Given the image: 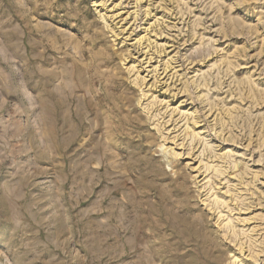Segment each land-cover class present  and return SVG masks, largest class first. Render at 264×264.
I'll list each match as a JSON object with an SVG mask.
<instances>
[{"label": "rangeland", "instance_id": "374dc122", "mask_svg": "<svg viewBox=\"0 0 264 264\" xmlns=\"http://www.w3.org/2000/svg\"><path fill=\"white\" fill-rule=\"evenodd\" d=\"M140 1L0 0V264H264V0Z\"/></svg>", "mask_w": 264, "mask_h": 264}, {"label": "bare ground", "instance_id": "6f19581e", "mask_svg": "<svg viewBox=\"0 0 264 264\" xmlns=\"http://www.w3.org/2000/svg\"><path fill=\"white\" fill-rule=\"evenodd\" d=\"M127 1H129L127 4L128 5H130V2H132V1H134V0H127ZM245 4L246 3H249L250 4V2H251V0H242ZM258 1V0H257ZM107 2V1H106ZM139 2H141L140 0H135V2H134V6H135V4H137V6L136 7H138V3ZM219 2V1H218ZM241 1H239V3H240ZM242 3V2H241ZM104 4V3H103ZM122 4V3H121ZM122 6H123V4H122ZM125 6H126V4H125ZM249 6V5H248ZM250 6H251V4H250ZM119 7V6H118ZM122 8V7H121ZM126 8H128V7H126ZM133 8V7H132ZM135 8V7H134ZM118 10V9H117ZM129 10V9H128ZM135 10H137V9H135ZM124 13V14H123ZM125 13H128V16L127 17H125L124 15H125ZM133 13H135L136 14V11L134 12H118V14L116 15V18H121L120 20H119V23L121 24H125V23H127L126 21L129 19V17L133 14ZM261 13V12H260ZM146 15V14H145ZM256 15V14H255ZM261 15V14H260ZM136 16V15H135ZM113 17H114V15H113ZM112 17V18H113ZM125 17V18H124ZM262 17V16H261ZM115 18V17H114ZM263 18V17H262ZM236 19L237 18H235V19H233V22H232V20H231V22H232V30L231 31H233V32H237V33H241V29L243 28V24L242 23H240L241 22V20L240 21H236ZM239 20V19H238ZM260 20H261V18H260ZM135 21H136V19H135ZM118 23V24H119ZM263 24H264V22H263ZM264 27V26H263ZM262 27V28H263ZM253 28V27H252ZM127 30V28H125V29H123V32H125ZM245 30V29H244ZM259 30V29H258ZM257 29L255 30V32H257L258 31ZM264 30V29H263ZM122 32V31H121ZM259 32V31H258ZM254 34V33H253ZM139 41V40H138ZM140 42H141V39H140ZM144 43V42H143ZM233 55V54H232ZM231 55V56H232ZM239 55V54H238ZM241 57V56H240ZM236 58V57H235ZM236 62V61H235ZM226 63V62H225ZM237 63V62H236ZM236 63H234V60L232 61L231 60V58L228 60V68H230L231 70H234V69H232V68H234V67H237L236 65L238 64H236ZM239 65V64H238ZM227 70H229V69H227ZM231 72V71H230ZM232 73H233V71H232ZM247 78V77H246ZM145 79V78H144ZM246 80V79H245ZM247 81H248V83H249V88H248V98L247 99H250V101H251V99H252V97H253V99H252V101H251V103H252V106H253V104L254 105H258V106H262V105H264V102H262V101H260L259 99H257L256 97V91H255V87L253 86V81H252V78L251 77H248L247 78ZM244 84V83H243ZM247 84V83H246ZM256 86V85H255ZM247 88V87H246ZM258 92V91H257ZM261 92V91H260ZM241 93H243V92H241ZM245 95H247V94H245ZM260 95V94H259ZM262 95H263V93H262ZM264 96V95H263ZM257 99V100H254V99ZM246 99V100H247ZM261 99V98H260ZM263 99V98H262ZM264 101V100H263ZM211 107L213 106V105H210ZM210 107V108H211ZM214 107V106H213ZM215 108V107H214ZM229 109V108H228ZM231 110H229V111H227L226 112V115L224 114V112L222 113V114H224V115H222V116H225V120L228 118L229 120H231L229 117H231V116H233L234 114V112H233V110H232V108H230ZM212 110H213V108H212ZM209 111H210V109H209ZM216 111V110H215ZM234 111H236V109L234 110ZM210 113V112H209ZM236 113V112H235ZM196 114V113H195ZM210 115V114H209ZM198 115L196 114L194 117V122H193V126L195 127V129H197L198 127V125L200 124V123H202L201 122V120H200V117H197ZM221 116V117H222ZM207 117H208V115H207ZM234 117V116H233ZM216 118V117H215ZM217 119H219V118H216L215 120H217ZM227 119V120H228ZM232 120H233V118H232ZM218 121V120H217ZM220 121V120H219ZM220 122H222V121H220ZM225 123L227 122V121H224ZM223 123H221V125H222ZM192 126V125H191ZM194 127H190V126H188L186 129H188L189 131L190 130H192V128H194ZM222 130V129H221ZM224 130V129H223ZM222 130V131H223ZM188 131V132H189ZM224 132V131H223ZM190 133V132H189ZM191 133L192 134H189V135H191V137L195 140L196 139V137H198V135H199V133L200 132H196L195 130H192L191 131ZM263 136V135H262ZM231 137V136H230ZM207 145V144H206ZM208 146V145H207ZM161 147H163V146H161ZM209 148H211L212 149V146L211 145H209L208 146ZM164 148V147H163ZM206 148V147H205ZM165 149V148H164ZM169 149V148H168ZM208 149V148H207ZM162 152H164V151H162ZM167 153L168 152H170V155L169 154H167V156L169 155L170 157V162L171 163H174V164H176V162H177V157L179 156V154H177V153H175L174 152V149H172V148H170V150L169 151H166ZM164 154H165V152H164ZM228 155V154H227ZM226 155V156H227ZM225 154L222 156H220V158L221 159H224L225 157ZM229 157V156H228ZM193 160V159H192ZM201 163H202V161H201ZM206 165V172L207 171H210V169H212L213 171H215V173H217L216 175H219V176H223V175H226L225 173V170H223L221 167H217V166H213V165H210L209 163L208 164H205ZM235 166H234V172L232 173V176H230L231 178L230 179H238L239 180V182H241L240 180L241 179H244V178H242V176H244L245 174H248V168L246 167H244L243 168V171L241 170L242 168H240V166H239V164H237V163H235L234 164ZM227 171V170H226ZM251 174H253V178H254V181L255 182H257L258 181V176H259V174L257 173V172H252ZM201 175H203V174H200V177H201ZM227 177V176H226ZM207 178V176H205L204 177V179L203 180H205ZM227 180H229V179H227ZM231 181V180H230ZM264 193V192H263ZM240 200V199H239ZM238 200V201H239ZM213 202H215V203H218L219 204V202H220V204H221V200L217 197V195H216V197L214 198V201ZM223 202V201H222ZM259 202H260V200H259ZM244 205V204H243ZM252 205V204H251ZM247 206H248V204H247ZM245 207H246V205H245ZM251 208V207H250ZM249 207H247L246 209L248 210V209H250ZM239 211V210H238ZM223 223H225L224 224V226H226V227H228V228H231L232 227V225H231V223H232V220L230 219V220H227V221H225V222H223ZM231 226V227H230ZM233 228V227H232ZM253 250V249H252ZM254 251V250H253ZM253 253H255V252H253ZM236 257V256H235ZM235 259V258H234ZM236 260H237V258H236ZM235 260V261H236Z\"/></svg>", "mask_w": 264, "mask_h": 264}]
</instances>
